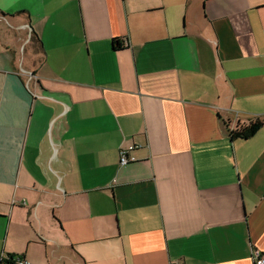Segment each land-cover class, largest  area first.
I'll return each instance as SVG.
<instances>
[{"label":"crops","instance_id":"1","mask_svg":"<svg viewBox=\"0 0 264 264\" xmlns=\"http://www.w3.org/2000/svg\"><path fill=\"white\" fill-rule=\"evenodd\" d=\"M256 118L264 0H0V261L252 264Z\"/></svg>","mask_w":264,"mask_h":264},{"label":"trees","instance_id":"2","mask_svg":"<svg viewBox=\"0 0 264 264\" xmlns=\"http://www.w3.org/2000/svg\"><path fill=\"white\" fill-rule=\"evenodd\" d=\"M31 41L33 42V44H37V46L40 47V41L35 35L31 37ZM112 44L115 50H121V43L119 39L114 38L112 40ZM224 125L227 126V123H224ZM262 128H264V118H256L248 122L246 125H241L233 129L232 131H228V135L231 140H246L254 136ZM15 257L16 256H8L5 259H2L0 261V264H14L13 258Z\"/></svg>","mask_w":264,"mask_h":264},{"label":"built area","instance_id":"3","mask_svg":"<svg viewBox=\"0 0 264 264\" xmlns=\"http://www.w3.org/2000/svg\"><path fill=\"white\" fill-rule=\"evenodd\" d=\"M130 150H132V147H130L128 150H122V149L119 150V164L121 166H125L134 160L133 158H130L127 155L128 151H130ZM251 259H252V264H264V255L257 252V251H254L252 253ZM13 262H14V264H30V263L26 262L21 257L13 258ZM170 264H178V263L170 262Z\"/></svg>","mask_w":264,"mask_h":264}]
</instances>
